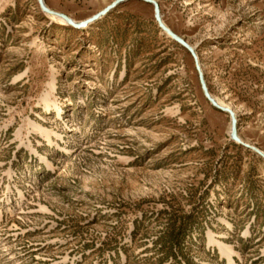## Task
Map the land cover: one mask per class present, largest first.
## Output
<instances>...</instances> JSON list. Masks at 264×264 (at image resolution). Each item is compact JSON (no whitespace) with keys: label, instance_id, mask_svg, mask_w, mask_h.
I'll return each mask as SVG.
<instances>
[{"label":"rangeland","instance_id":"obj_1","mask_svg":"<svg viewBox=\"0 0 264 264\" xmlns=\"http://www.w3.org/2000/svg\"><path fill=\"white\" fill-rule=\"evenodd\" d=\"M157 1L264 151V0ZM0 264H264V158L153 5L0 0Z\"/></svg>","mask_w":264,"mask_h":264},{"label":"water","instance_id":"obj_2","mask_svg":"<svg viewBox=\"0 0 264 264\" xmlns=\"http://www.w3.org/2000/svg\"><path fill=\"white\" fill-rule=\"evenodd\" d=\"M38 1H39V4H40L42 10L44 12H46L47 14L53 15L59 19H62L67 25H70L74 28L84 29V28L89 27L92 23L96 22L97 20L106 16L109 12H111L118 5H120L126 1H129V0H114L112 3L107 5L105 8H103L99 12H97V13H95V14H93V15H91V16L83 19V20H79V21L75 20L74 18H72L71 16H69L66 13L52 9L51 7H49L47 5L46 0H38ZM141 1H144V2L154 6L155 19H156L159 27L161 28V30L168 37L172 38L174 41H176L181 46H183L190 53V55L193 57L195 67H196L197 72H198V77H199L201 89L203 91L205 98L210 102V104L212 106H214L215 108H217L218 110H220L222 112L229 114L231 117V138L236 143H239V144H241L247 148L254 150L255 152H257L259 155H261L264 158V151L261 148H259L256 145H253L251 143L245 142L239 136L238 117H237L236 111L230 106H226V105L219 103L217 98H215L213 96V94L211 93L209 86H208V83H207V80H206V77H205V73L203 71V68H202V65L200 62L199 54L197 53L196 48L192 44H190L185 38H183L182 36L177 34L174 30L171 29V27H169L167 25V23L164 21V19L162 17L160 4L157 0H141Z\"/></svg>","mask_w":264,"mask_h":264},{"label":"trees","instance_id":"obj_3","mask_svg":"<svg viewBox=\"0 0 264 264\" xmlns=\"http://www.w3.org/2000/svg\"><path fill=\"white\" fill-rule=\"evenodd\" d=\"M180 229L182 230V228H180ZM174 237H175V238L177 237L176 239H177L178 241L175 242L174 245H172V249H173L174 247H177V248L179 249V251H180V246H179L180 244H179V238H178L179 236L176 235V236H174ZM175 257H176V256H175Z\"/></svg>","mask_w":264,"mask_h":264},{"label":"bare ground","instance_id":"obj_4","mask_svg":"<svg viewBox=\"0 0 264 264\" xmlns=\"http://www.w3.org/2000/svg\"><path fill=\"white\" fill-rule=\"evenodd\" d=\"M51 16H53V15H51ZM54 17H56V16H54ZM57 18V17H56ZM59 19V18H58ZM60 20H62V19H60ZM223 105H226V106H229V105H227V104H223ZM231 107V106H230ZM233 108V107H232Z\"/></svg>","mask_w":264,"mask_h":264}]
</instances>
